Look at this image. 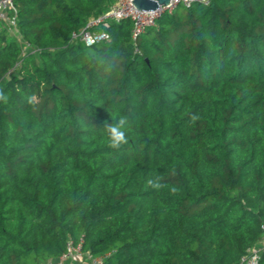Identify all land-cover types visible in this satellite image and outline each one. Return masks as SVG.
Masks as SVG:
<instances>
[{
    "label": "trees",
    "instance_id": "obj_1",
    "mask_svg": "<svg viewBox=\"0 0 264 264\" xmlns=\"http://www.w3.org/2000/svg\"><path fill=\"white\" fill-rule=\"evenodd\" d=\"M116 1L13 0L15 35L0 19V264L69 242L88 264H238L264 242V0L87 25Z\"/></svg>",
    "mask_w": 264,
    "mask_h": 264
},
{
    "label": "built area",
    "instance_id": "obj_2",
    "mask_svg": "<svg viewBox=\"0 0 264 264\" xmlns=\"http://www.w3.org/2000/svg\"><path fill=\"white\" fill-rule=\"evenodd\" d=\"M192 2L207 3L208 0H170L166 6H160L155 10H139L134 6L133 0H117L103 15H100L94 20H91L87 25L92 26L95 24H101L107 26L109 20L130 18L133 22L132 35L136 36L140 32H142L146 26L152 25L155 18L161 12L165 10H172L178 5L188 6ZM10 10L14 11L13 0H0V19L10 20L12 25H14L15 17H9L7 15L8 11ZM77 35L81 37L86 45H91L108 37V34L103 29L91 31L86 27L81 29L78 34L73 33V36ZM261 247L264 249V242ZM80 251V244L75 246L71 242H69L67 244V251L59 256L57 260H50L42 264H63L66 260L81 255ZM259 258V248L254 247L249 250V253L247 255L241 257L240 262H243L245 264H258ZM92 263L99 264L100 258H95Z\"/></svg>",
    "mask_w": 264,
    "mask_h": 264
},
{
    "label": "clouds",
    "instance_id": "obj_3",
    "mask_svg": "<svg viewBox=\"0 0 264 264\" xmlns=\"http://www.w3.org/2000/svg\"><path fill=\"white\" fill-rule=\"evenodd\" d=\"M101 65L105 72H111L115 70L118 66V61L115 58L110 60H105L104 58H99ZM0 100H7V97L2 91H0ZM199 119L198 116L193 115L191 120L194 122ZM130 127L129 119L127 116H120L115 123L106 124L104 127L107 146L113 150L120 149L123 145L128 144L127 131ZM162 177L158 174L154 175L152 178H149L146 182L147 187L152 188L153 190H161L166 187L162 183ZM177 189L175 187L171 188V191L175 192Z\"/></svg>",
    "mask_w": 264,
    "mask_h": 264
},
{
    "label": "water",
    "instance_id": "obj_4",
    "mask_svg": "<svg viewBox=\"0 0 264 264\" xmlns=\"http://www.w3.org/2000/svg\"><path fill=\"white\" fill-rule=\"evenodd\" d=\"M170 0H133L134 6L139 10H155L160 6H166ZM238 264H245L239 262Z\"/></svg>",
    "mask_w": 264,
    "mask_h": 264
},
{
    "label": "rangeland",
    "instance_id": "obj_5",
    "mask_svg": "<svg viewBox=\"0 0 264 264\" xmlns=\"http://www.w3.org/2000/svg\"><path fill=\"white\" fill-rule=\"evenodd\" d=\"M9 16V15H8ZM4 25L9 29V32L11 35H15V30L13 28L12 23L10 22V20H3ZM26 46L24 45V49ZM259 248V250L262 249L261 246H257ZM63 264H88V262L81 256H75L69 260H66Z\"/></svg>",
    "mask_w": 264,
    "mask_h": 264
}]
</instances>
